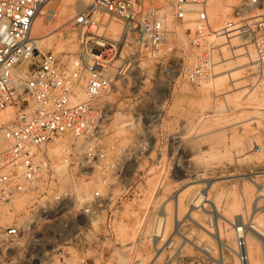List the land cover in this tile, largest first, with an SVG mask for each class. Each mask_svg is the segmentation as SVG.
I'll list each match as a JSON object with an SVG mask.
<instances>
[{"label": "built area", "instance_id": "2783aa9c", "mask_svg": "<svg viewBox=\"0 0 264 264\" xmlns=\"http://www.w3.org/2000/svg\"><path fill=\"white\" fill-rule=\"evenodd\" d=\"M53 1L0 0V207L14 211L15 203L30 195L19 217L0 224V248L10 264H104L98 259L108 238L93 225H81L78 217L93 223L95 208L113 199L111 178L122 172L103 142L112 107L105 97L117 73L142 57H160L171 24L185 28L190 45L182 58L164 66L161 79L168 84L176 86L177 78L192 84L211 78L227 59L224 48L236 54L235 39L243 47L252 45L256 61L264 65V0H237L219 18L211 15L210 0H92L74 17L79 49L66 59L41 48L32 34L37 17L56 13ZM109 20L122 23L119 37L108 35ZM128 45L134 48L132 57L115 65ZM82 92L86 100L80 99ZM10 107L16 108L15 116L4 119ZM62 138L80 142L66 152L76 156L77 178L97 184L89 195H77L71 187L54 192L59 171L48 145ZM79 197L83 205L71 220L78 235L84 234L81 244L66 236L67 217ZM167 227V211L157 210L149 233L140 234V241L149 242L151 257L134 255L131 264H169L170 253L162 256L183 233L179 227L167 233ZM235 232L237 257L251 264L246 226L238 225Z\"/></svg>", "mask_w": 264, "mask_h": 264}, {"label": "rangeland", "instance_id": "374dc122", "mask_svg": "<svg viewBox=\"0 0 264 264\" xmlns=\"http://www.w3.org/2000/svg\"><path fill=\"white\" fill-rule=\"evenodd\" d=\"M91 1L79 6L78 0H54L50 7H54L56 13L51 15L46 12V6V14L39 16L37 21L43 19L47 29L42 33L47 31L48 35L38 45L64 59L75 55L79 39L74 17ZM236 2L223 0L218 13ZM65 7L69 9L67 15L62 11ZM108 24V35L119 37L123 33L121 22L109 20ZM114 25L120 27L117 34L112 31ZM170 30L164 53L156 58L142 57L117 73L105 97L112 107L104 125L103 142L109 156L120 163L122 172L111 178L113 199L103 201L95 208L97 216L93 223L85 215L78 217L81 225H93L99 236L108 238L105 255L98 259V262L104 259V264H131L134 255L151 257L149 242L147 239L140 241V234L141 231L144 236L149 233L159 209L168 213L167 233L174 227H179L183 233L176 235L174 247L165 251L162 259L170 253L172 257L167 254L165 258L169 264H213L203 246L212 247L218 257L220 247L218 239L205 229L213 227L211 215L205 208L192 209L190 200L196 191L209 192L211 199L230 220L240 217L237 226L243 224V219L250 221L256 199L260 198L261 207L254 214L261 210L258 216L262 217L264 213V199L259 197L257 187L246 177V174H252L258 184L264 183V65L257 61L249 63L250 54L256 59L253 46L243 47L235 39L234 42H238L236 54L231 55L227 47L224 48L227 58L224 62H231L221 66L223 62L220 63L215 73L225 69V72L240 70L239 76L236 74L218 88L207 86L208 81L192 84L183 78H177L176 86L168 84L161 79L164 66L182 58L183 51L190 45L188 33V42L185 43L174 24L170 25ZM49 37L52 41H48ZM123 52L115 65L132 57L134 48L125 46ZM244 90L249 93L238 99V91ZM252 92L254 96L248 97ZM11 108L15 116L16 108ZM3 117L8 118L6 114ZM59 140L64 141V145L60 149L57 147V151ZM48 147L59 171V180L53 184L54 192L64 193L71 187L77 195H89L97 184L92 178H77L76 156L68 157L66 152L67 147L71 150L80 147V142L62 138L52 141ZM174 195H180V205L173 199ZM22 198L26 200H19L23 201V206L14 211L12 220L20 216L30 201V195ZM82 202L79 197L74 205L72 203V215L67 217L70 228L66 236L68 239L74 237L79 244L84 240V234L78 235V227L71 219L82 207ZM206 208H211V201ZM12 220L0 224L5 227ZM220 221L223 240L237 247L235 226L225 218ZM261 223L264 224V220ZM126 233L131 234L127 236ZM185 235L193 237L194 242ZM249 241L253 248L252 264H256L255 260L264 264V240L252 236ZM223 251L228 258L227 264H238L236 253L225 247ZM7 259L0 248V264H10Z\"/></svg>", "mask_w": 264, "mask_h": 264}, {"label": "bare ground", "instance_id": "6f19581e", "mask_svg": "<svg viewBox=\"0 0 264 264\" xmlns=\"http://www.w3.org/2000/svg\"><path fill=\"white\" fill-rule=\"evenodd\" d=\"M92 2V1H91ZM89 3V0H78V4L79 6H83L85 4H88ZM210 3H211V6H210V13L212 16H216L217 18L220 17V13H218V11L223 7V0H210ZM83 4V5H82ZM227 7V6H225ZM224 7V11L227 9H225ZM68 8L65 7L63 8V13L64 15H67L68 14ZM222 11V10H221ZM220 11V12H221ZM222 13V12H221ZM38 18V17H37ZM40 19V18H39ZM38 19V20H39ZM176 31L179 33V36L180 37H183L184 38V41L185 43L188 42L187 41V34L185 32V28H180L179 26H176ZM189 26L193 27V24H189ZM46 25L44 24L43 22V19L42 21H35L34 23V26H33V30H32V34L33 36L36 38V41L37 43L39 44L40 42H42L43 40L46 39L48 33L47 31L45 33H42L46 30ZM112 31L114 32V34H117L120 32V27L118 26H113L112 28ZM51 34V33H50ZM52 36V35H51ZM50 41V37L48 38ZM52 41V39H51ZM71 47H75L74 45H72ZM254 54H250V62H254L256 61V59L253 58ZM237 61V60H236ZM235 61V62H236ZM231 61H225L223 62V64H220L221 65H224V64H228L230 63ZM219 67V66H218ZM236 68V67H235ZM229 69V68H228ZM230 70V69H229ZM225 70H220L218 72L215 73L216 76H212L211 78H208L207 80H203L201 83L205 82V81H208L207 82V86H210V87H214V88H218L220 86H223L225 85L227 82H228V79H233V77L238 74H240V70H236V71H233V72H225ZM238 72V73H237ZM236 77V76H235ZM236 85V83L234 84ZM238 86H239V82H238ZM244 90V92H240L238 91V99L242 98L244 94H248L249 93V90L246 91ZM254 92L250 93L248 95V97H252L254 96L253 94ZM80 99L81 100H86L87 99V95L85 93H81L80 94ZM233 108V107H232ZM4 114H6V116L8 117L7 119H11L14 117V112L12 110V108H8ZM64 141H60L58 142L56 148L58 147L59 149L62 147ZM55 143V142H54ZM55 146V145H54ZM82 147V146H81ZM51 148V147H50ZM58 148H57V151H58ZM53 149V148H52ZM55 149V148H54ZM62 166V165H60ZM58 167V166H57ZM246 177L257 187L258 191H259V197H262L264 199V183H259L257 181H255V179L253 178V175L252 174H246ZM150 189V188H149ZM152 189V188H151ZM154 191V190H153ZM173 199L175 200V202L180 205V195H174L173 196ZM252 199V198H251ZM19 200H26L24 198H21ZM17 201L15 203V207H14V211H17L20 207L23 206L22 202L23 201ZM191 203H192V209L194 208H198V207H201V209L204 210V208L208 211V213L211 215V226L213 227H205L206 229V232L208 234H213L212 236L216 237V239H218V245L220 247V256H215L214 253H213V250H212V247L210 248L209 245L207 246L205 244V246H203V250L212 258V261L213 264L214 263H217V264H227L228 263V258L227 256L224 254V251H223V248H228L230 249L233 253H236L235 251V248L232 247L228 242L224 241L223 238H222V223H221V219L222 218H225L226 220H228L232 226H235V230H236V227H237V221H239L241 218L240 217H236L234 218V221L233 220H230L229 218H227L224 213L221 211L220 207L218 206L219 204L215 201H213L210 197V193L209 192H205V193H202L201 191H196L195 194L193 195L192 199L190 200ZM211 201V208H206V205L208 204V202ZM20 202V203H19ZM260 198L259 200L256 199V205L254 207V212L259 209L261 207L260 205ZM14 211L12 210H9L8 207H5V206H2L0 207V214H1V217H0V222L3 223V222H6V221H10L12 220L13 216H14ZM261 211V210H260ZM258 211L257 213L252 214V216L250 217V221L246 222L244 219H243V224L246 226V229H247V232H248V235H247V238L249 240L250 237L254 236L256 237L257 239H259L260 241L264 240V224L261 223L262 220H264L262 217L264 216V213H262L261 215H263L262 217L261 216H258V213L260 212ZM169 218V217H168ZM193 218V217H192ZM197 221V220H196ZM200 225V224H199ZM204 227V225H202ZM123 227V226H122ZM121 228V227H120ZM127 229V228H126ZM168 229V228H167ZM128 231V230H127ZM121 232V231H120ZM126 232V231H124ZM130 232V231H129ZM129 233H126V235L128 236ZM131 234V233H130ZM129 234V235H130ZM124 235L123 233H121V236ZM125 235V236H126ZM124 238V236H122ZM185 237H187V239L191 242H194V239L193 237L190 238L188 237L187 235H185ZM195 237V236H194ZM126 238V237H125ZM124 238V239H125ZM127 239V238H126ZM200 239V238H199ZM186 241V240H185ZM196 244V243H195ZM202 248V246H201ZM248 248H249V253L250 255H253V251H252V245H250V241L248 242ZM125 256V254H124ZM251 258H253L251 256ZM239 260V259H238ZM256 264H260V260H255L254 261ZM238 264H241V262L239 261ZM251 264H252V259H251Z\"/></svg>", "mask_w": 264, "mask_h": 264}]
</instances>
